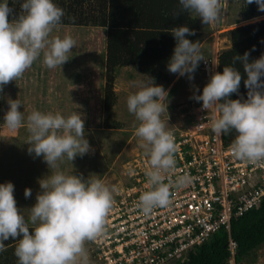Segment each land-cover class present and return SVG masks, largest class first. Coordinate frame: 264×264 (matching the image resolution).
<instances>
[{
  "label": "clouds",
  "instance_id": "9594fccd",
  "mask_svg": "<svg viewBox=\"0 0 264 264\" xmlns=\"http://www.w3.org/2000/svg\"><path fill=\"white\" fill-rule=\"evenodd\" d=\"M178 3L180 8L175 16L187 11L206 25L219 20L222 0H178ZM252 3L264 12V0H245V4ZM20 7L19 16L10 22L8 17L13 9L8 0H0V93L6 84L21 77L41 53L43 63L55 68L69 60L68 54L76 46L71 35H51L64 14L54 0H22ZM170 32L176 43L167 69L192 80L200 61L205 59L200 43L188 38L194 35V30L187 25L174 26ZM234 60L243 63L247 99L230 98L238 92L242 79L231 65L224 66L222 72H214L202 92L194 91L192 98L202 102V109L211 114L215 134L226 135L235 130L231 152L236 158L257 161L264 159V53L249 60L246 51ZM137 87L126 103L135 116L134 134L151 166L145 170L147 190L141 193L136 205L149 215L154 208L168 205L171 187H183L191 178L186 174L172 178L177 149L173 134L166 130L161 119L168 90L150 76L138 82ZM7 103L3 122L9 129H16L25 123L20 110L22 103L11 97ZM84 123L78 111L65 115L59 111L33 110L27 115L28 153L42 157L50 171L38 180L42 191L37 193L36 203L27 213L17 207L13 182L0 183V251L9 238L18 241L15 247L18 264H90L85 241L95 240L105 231L115 189L102 179H85L60 167L65 158L72 162L77 155L90 151ZM24 195L31 197V189L26 188Z\"/></svg>",
  "mask_w": 264,
  "mask_h": 264
},
{
  "label": "rangeland",
  "instance_id": "374dc122",
  "mask_svg": "<svg viewBox=\"0 0 264 264\" xmlns=\"http://www.w3.org/2000/svg\"><path fill=\"white\" fill-rule=\"evenodd\" d=\"M68 1V0H65ZM65 13V11H63ZM193 16V15H191ZM196 18L199 35L192 41H199L204 57L219 55L230 46V29L264 18V12L251 18H244L239 0H222L218 22L204 24ZM9 21L12 22L10 15ZM58 23L52 36L71 35L76 46L68 54L69 60L62 66L48 68L43 63V53L25 70L17 80L4 86L3 99H0V183L11 181L14 184V197L17 207L26 213L35 203L37 193L42 191L38 180L49 173L42 157L28 153L29 131L27 115L33 110L61 112L65 115L78 111L85 121V134L90 151L71 162L66 158L60 163L62 170L81 175L83 178L102 179L114 188L113 200L120 189L129 182L126 164L136 154L144 152L139 138L134 134L135 116L127 109V97L138 90L137 84L148 79L131 65L119 66L115 70L113 90L115 102L110 112L103 105L105 84V27L92 24ZM165 76L154 79L156 84L168 90V98L163 103L165 111L161 119L168 131L182 128L188 121V112L196 100L194 91L202 92L205 79L201 61L194 72V78L179 76L165 70ZM18 99L25 123L16 129L4 124V114L8 110L7 98ZM32 195L26 198L25 189ZM85 248L88 252V243ZM92 257L89 256L90 264ZM246 264H264V242L244 258Z\"/></svg>",
  "mask_w": 264,
  "mask_h": 264
},
{
  "label": "built area",
  "instance_id": "2783aa9c",
  "mask_svg": "<svg viewBox=\"0 0 264 264\" xmlns=\"http://www.w3.org/2000/svg\"><path fill=\"white\" fill-rule=\"evenodd\" d=\"M217 58L215 54L201 60L205 84L217 72ZM201 105L196 101L185 125L170 131L177 149L172 178L186 174L191 182L171 187L168 205L145 215L136 205L147 190L149 157L142 152L128 160L129 182L113 200L105 231L88 242L92 264H174L219 229L227 232L226 264H246L237 257L231 221L260 206L264 159L236 158L231 143L224 140L223 134L212 131L211 114Z\"/></svg>",
  "mask_w": 264,
  "mask_h": 264
},
{
  "label": "trees",
  "instance_id": "16d2710c",
  "mask_svg": "<svg viewBox=\"0 0 264 264\" xmlns=\"http://www.w3.org/2000/svg\"><path fill=\"white\" fill-rule=\"evenodd\" d=\"M13 9L12 20L21 13L22 0H8ZM65 13L59 23L92 24L105 27V84L103 105L110 112L115 102L113 90L115 70L119 66L131 65L154 79L165 76L167 61L172 55L175 38L170 30L174 26L187 25L194 30L193 40L199 35L196 18L187 11L174 15L180 8L178 0H54ZM244 18L259 13L255 3L245 4L239 0ZM230 46L223 49L217 58V71L231 65L241 73L238 92L231 99H247L248 89L244 85L246 73L243 63L234 60L249 52V60L264 53V18L238 25L230 29ZM264 79V77H262ZM235 130L223 134L227 143H232ZM30 231L32 229L30 228ZM231 235L237 241V257L244 260L247 255L264 242V197L258 208L251 209L231 221ZM13 238L4 241L0 251V264H18ZM227 232L219 229L202 244L187 252L183 261L174 264H226L228 257Z\"/></svg>",
  "mask_w": 264,
  "mask_h": 264
}]
</instances>
